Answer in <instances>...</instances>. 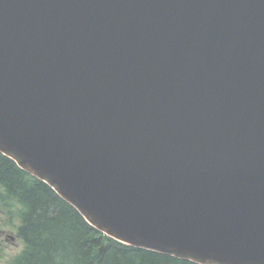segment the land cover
I'll return each instance as SVG.
<instances>
[{"label": "water", "instance_id": "water-1", "mask_svg": "<svg viewBox=\"0 0 264 264\" xmlns=\"http://www.w3.org/2000/svg\"><path fill=\"white\" fill-rule=\"evenodd\" d=\"M0 153L124 245L264 264V0H0Z\"/></svg>", "mask_w": 264, "mask_h": 264}, {"label": "trees", "instance_id": "trees-1", "mask_svg": "<svg viewBox=\"0 0 264 264\" xmlns=\"http://www.w3.org/2000/svg\"><path fill=\"white\" fill-rule=\"evenodd\" d=\"M3 217L20 222L25 248L13 264H196L103 236L52 187L0 153Z\"/></svg>", "mask_w": 264, "mask_h": 264}, {"label": "rangeland", "instance_id": "rangeland-1", "mask_svg": "<svg viewBox=\"0 0 264 264\" xmlns=\"http://www.w3.org/2000/svg\"><path fill=\"white\" fill-rule=\"evenodd\" d=\"M19 225L20 222L17 218H13L11 221L9 218L3 217V220H0V232H6L11 237L8 242L0 239V264H13L15 258L25 248L24 243L18 236Z\"/></svg>", "mask_w": 264, "mask_h": 264}, {"label": "flooded vegetation", "instance_id": "flooded-vegetation-1", "mask_svg": "<svg viewBox=\"0 0 264 264\" xmlns=\"http://www.w3.org/2000/svg\"><path fill=\"white\" fill-rule=\"evenodd\" d=\"M10 236L8 235V234H6V232H0V239L2 240V241H6V242H8V241H10ZM5 243V242H4Z\"/></svg>", "mask_w": 264, "mask_h": 264}]
</instances>
